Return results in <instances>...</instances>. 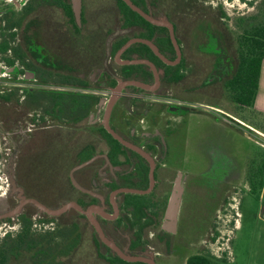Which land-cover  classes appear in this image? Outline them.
<instances>
[{
  "label": "flooded vegetation",
  "instance_id": "af4514ba",
  "mask_svg": "<svg viewBox=\"0 0 264 264\" xmlns=\"http://www.w3.org/2000/svg\"><path fill=\"white\" fill-rule=\"evenodd\" d=\"M230 21L211 0H81L79 20L72 0H2L1 156L15 152L28 195L85 212L1 215L0 244L28 231L37 262L162 264L191 250L186 264H226L217 209L251 167L229 172L207 151V173L222 172L203 179L180 157L192 114L244 127L214 103L237 63ZM180 173L175 232L164 222Z\"/></svg>",
  "mask_w": 264,
  "mask_h": 264
},
{
  "label": "rangeland",
  "instance_id": "374dc122",
  "mask_svg": "<svg viewBox=\"0 0 264 264\" xmlns=\"http://www.w3.org/2000/svg\"><path fill=\"white\" fill-rule=\"evenodd\" d=\"M258 1L211 0L214 5L220 3L224 6L231 18V27L237 17L254 12V5ZM260 85L262 91L264 89V66ZM261 98L264 101V95ZM214 103L221 105L225 111L247 125L224 127L219 121L223 118L215 109L208 114L190 115L187 118L188 126L184 147L181 150L180 167L194 177L201 176L203 179H211L213 176H218L222 172L219 170L220 162L214 173L210 175L207 173L208 151L216 157L225 155L227 171L240 172L246 168L245 171L248 172L249 167L262 163L264 159V128L260 127L261 124L264 126V111L257 110L255 107V112L250 109L241 110L228 95L215 98ZM7 146H9L8 142ZM1 152L5 153L0 136V213H3L15 203L13 196H6L10 189L9 163L11 161L17 163V158L11 159V153L1 156ZM242 178L245 179L243 184L246 186L241 187L239 194H236V199H230L232 204L228 205L225 202L217 209L219 216L216 218L222 221L220 225L222 237L219 239L221 243L216 242L213 247L217 254L227 259L226 264H264V219L261 217L263 203L259 194L255 195L247 189V187L250 188L248 175ZM191 253V250L185 251L181 256L176 255L177 259L171 256L162 264H186V258Z\"/></svg>",
  "mask_w": 264,
  "mask_h": 264
},
{
  "label": "trees",
  "instance_id": "16d2710c",
  "mask_svg": "<svg viewBox=\"0 0 264 264\" xmlns=\"http://www.w3.org/2000/svg\"><path fill=\"white\" fill-rule=\"evenodd\" d=\"M254 8L251 14L239 16L234 21L239 44L234 75L228 83L231 101L241 110L250 109L252 112H255V99L264 62V0H259ZM260 127L264 128L263 124ZM263 185L264 159L262 163L251 166L249 175L250 192L262 195L261 200L264 207ZM12 240L10 243L4 241L0 244V264L53 263L48 258L46 263L37 262V255L32 253V248L38 240L28 231ZM58 255L60 253L56 254L54 264H63V261H59Z\"/></svg>",
  "mask_w": 264,
  "mask_h": 264
},
{
  "label": "water",
  "instance_id": "95a60500",
  "mask_svg": "<svg viewBox=\"0 0 264 264\" xmlns=\"http://www.w3.org/2000/svg\"><path fill=\"white\" fill-rule=\"evenodd\" d=\"M72 3L75 15L79 20L81 13V0H72ZM10 153L11 159L14 160L16 158L15 152L12 150ZM9 178L10 189L8 190L6 197L13 196L15 203L9 210L0 213V216L18 214L24 210L33 213L37 212L40 215L47 214L50 216H59L70 209L73 211L85 212V210L74 200L60 199L54 204H49V202H43L34 196L28 195L27 189L19 182L16 172V163L14 161L9 163ZM183 194L184 184L180 173L175 179L174 188L172 190L165 215L164 225L170 231L176 232L177 230Z\"/></svg>",
  "mask_w": 264,
  "mask_h": 264
},
{
  "label": "crops",
  "instance_id": "0c3cea01",
  "mask_svg": "<svg viewBox=\"0 0 264 264\" xmlns=\"http://www.w3.org/2000/svg\"><path fill=\"white\" fill-rule=\"evenodd\" d=\"M263 66H264V62H263ZM263 66H262V70H263ZM261 75H262V71H261ZM260 79H261V76H260ZM261 85H262V82H261ZM261 85H260V81H259V88H258V93H257V96H256V99H255V105H254V107L258 110H262V111H264V101H263V99L261 98L262 97V95H264V89L261 91ZM242 121V120H241ZM243 122V121H242ZM244 123V122H243ZM244 124H246V123H244ZM247 125V124H246ZM249 126V125H248ZM264 193V185H263V189H262V194ZM262 195H260V197H261ZM262 214H261V217H262V219H264V207L262 208V212H261Z\"/></svg>",
  "mask_w": 264,
  "mask_h": 264
}]
</instances>
